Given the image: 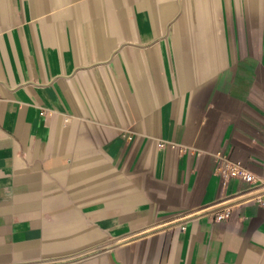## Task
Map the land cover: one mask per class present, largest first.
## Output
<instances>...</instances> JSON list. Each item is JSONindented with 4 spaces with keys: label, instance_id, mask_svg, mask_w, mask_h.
Here are the masks:
<instances>
[{
    "label": "crops",
    "instance_id": "0c3cea01",
    "mask_svg": "<svg viewBox=\"0 0 264 264\" xmlns=\"http://www.w3.org/2000/svg\"><path fill=\"white\" fill-rule=\"evenodd\" d=\"M0 264H264V0H0Z\"/></svg>",
    "mask_w": 264,
    "mask_h": 264
},
{
    "label": "built area",
    "instance_id": "2783aa9c",
    "mask_svg": "<svg viewBox=\"0 0 264 264\" xmlns=\"http://www.w3.org/2000/svg\"><path fill=\"white\" fill-rule=\"evenodd\" d=\"M221 173L223 174L224 177L237 176V177H241L242 179L246 181L254 180V176L252 174L245 171L242 167L236 164L226 163L225 167L221 168ZM229 214H230V211L227 210L226 212H221L220 214H218L217 218L224 219Z\"/></svg>",
    "mask_w": 264,
    "mask_h": 264
}]
</instances>
